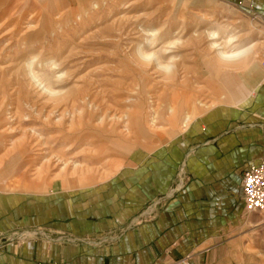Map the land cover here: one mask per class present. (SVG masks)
<instances>
[{
    "label": "rangeland",
    "instance_id": "rangeland-1",
    "mask_svg": "<svg viewBox=\"0 0 264 264\" xmlns=\"http://www.w3.org/2000/svg\"><path fill=\"white\" fill-rule=\"evenodd\" d=\"M185 4L0 0L4 157L17 158L36 182L106 181L139 149L169 141L140 138L136 145L137 131L157 135L176 113L172 128L215 107L228 74L210 71L240 58L239 51L228 56L240 42L225 35L244 34L245 43L263 28L246 15ZM251 42L257 54L260 44Z\"/></svg>",
    "mask_w": 264,
    "mask_h": 264
},
{
    "label": "crops",
    "instance_id": "crops-1",
    "mask_svg": "<svg viewBox=\"0 0 264 264\" xmlns=\"http://www.w3.org/2000/svg\"><path fill=\"white\" fill-rule=\"evenodd\" d=\"M172 1L246 15L263 28L250 38L258 53L244 34H226L240 58L210 71L228 74L219 103L172 128L176 113L157 135L137 131L136 145L169 141L139 149L106 181L36 182L0 148V237L45 235L2 246L0 264H264V211L246 213L241 188L244 172L264 165V0ZM180 172L184 187L171 194ZM157 201L154 218L134 226Z\"/></svg>",
    "mask_w": 264,
    "mask_h": 264
},
{
    "label": "built area",
    "instance_id": "built-area-1",
    "mask_svg": "<svg viewBox=\"0 0 264 264\" xmlns=\"http://www.w3.org/2000/svg\"><path fill=\"white\" fill-rule=\"evenodd\" d=\"M264 67V63H263ZM185 179L182 177L180 172L178 182L176 186L171 190V194L183 189ZM242 193L244 199V209L246 213H256L264 211V165L250 166L246 172H244L242 181ZM161 204V201L155 202L148 206L143 212L138 216V219L133 224L134 226L139 225L143 221H149L153 219L157 207ZM45 236L43 232L38 229L30 230L27 232H20L14 234L10 237H0V248L6 244H11L12 242H28L30 240H35L39 237ZM50 241H54L48 238ZM182 264H188L181 262Z\"/></svg>",
    "mask_w": 264,
    "mask_h": 264
},
{
    "label": "bare ground",
    "instance_id": "bare-ground-1",
    "mask_svg": "<svg viewBox=\"0 0 264 264\" xmlns=\"http://www.w3.org/2000/svg\"><path fill=\"white\" fill-rule=\"evenodd\" d=\"M214 39L216 40V38H215L214 35H210V36H208V41L211 42V41H213ZM216 41H217V40H216ZM211 43H212V42H211ZM150 45H151V44H150ZM218 47H219V45H217V44H213V45H212V49H213V50H214V48L217 49ZM219 49H220V48H219ZM217 50H218V49H217ZM237 53H238V52H237ZM229 54H230V53H229ZM229 54H228V56H229ZM151 55H153V54H151ZM223 56H224V55H223ZM226 56H227V55H226ZM236 56H238V54H237ZM242 56H244V55H242ZM156 60H157V59H156ZM158 61H159V60H158ZM156 62H157V61H156ZM158 65H159V64L157 63V66H158ZM31 73H32V72H31ZM30 77H31V76H30ZM35 83H36V87H37V88H39L40 90H41V89H44L43 86L41 87L40 84H38L37 82H35Z\"/></svg>",
    "mask_w": 264,
    "mask_h": 264
}]
</instances>
